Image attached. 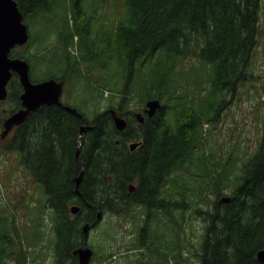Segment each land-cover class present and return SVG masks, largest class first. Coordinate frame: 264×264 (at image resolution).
<instances>
[{"label": "trees", "instance_id": "obj_1", "mask_svg": "<svg viewBox=\"0 0 264 264\" xmlns=\"http://www.w3.org/2000/svg\"><path fill=\"white\" fill-rule=\"evenodd\" d=\"M16 1L25 22L29 17L44 16L50 21L48 14L60 16L61 26L56 25L55 30L60 49L51 52L46 41L43 49H25L21 55L16 46L11 57L27 59L30 70L41 59L52 62L56 69L40 79L54 77L67 82L98 70L104 82L102 91L107 94L115 88L121 93L116 108L127 122L123 130L116 128L111 108L97 110L88 119L82 109L77 108L84 117L57 104H44L14 128L6 145L9 150H20L22 163L43 187L55 232L54 264H76L69 249L83 238L81 224L93 221L96 209L126 213L129 207L155 202L158 197L156 202H165L163 211L171 217L170 203L161 188L197 149L203 123L212 122L225 94L233 93L245 80L259 35L261 0H123L115 23L96 29L92 22L98 6L92 4L87 12L85 0ZM68 1L71 12L65 9ZM74 43L79 54L70 51ZM27 45H32L31 36ZM187 58L200 62V68L190 61V68L184 69L182 62ZM182 82L190 89L178 91ZM21 92L18 75L13 72L7 96L0 101V105H8L4 117L21 106ZM135 96L141 104L148 98H159L162 104L139 122L126 103ZM215 99H219L217 108ZM3 113L0 110V119ZM85 120L90 127L83 132L80 158L76 159L79 129ZM129 140L140 141L133 151L128 150ZM195 158L200 168L208 167L203 149ZM232 165L227 157L222 169L213 167L215 188L222 191L224 185L231 191L227 201H220L219 194L212 209L204 212L207 224L197 253L200 264H264L256 257L264 248V127L257 148L243 161L240 172L234 174ZM134 181L133 193L127 185ZM75 202L84 204L85 211L72 217L69 205ZM37 230L34 236L40 239ZM167 242L165 239L164 245ZM12 245L7 224L0 218V264L8 262ZM172 251L166 247L164 263L173 257ZM26 258L27 252L20 251L15 264H30Z\"/></svg>", "mask_w": 264, "mask_h": 264}, {"label": "rangeland", "instance_id": "obj_2", "mask_svg": "<svg viewBox=\"0 0 264 264\" xmlns=\"http://www.w3.org/2000/svg\"><path fill=\"white\" fill-rule=\"evenodd\" d=\"M122 3L123 0L105 2L85 0L83 6L87 12L92 4L98 6L97 13L94 15L97 21H94V17L92 22L96 29L114 24L118 13L123 10ZM65 9L71 12L69 1L66 2ZM56 11L59 15L61 14L60 9ZM48 16L50 21H47L44 16L29 17V20H26L32 45L17 46L18 54L21 55L25 49L29 48L32 51H39L43 49L41 46L46 41L51 47V52L55 49H58L56 52L59 51L60 41L57 39L55 30L56 25L58 28L61 26V19L55 13L48 14ZM259 16V35L246 69L245 80L237 85L233 93L225 94L224 104L218 108L217 114L212 117V122L203 123L201 136L196 144L197 149L170 174L166 185L161 188L160 193L165 194L167 202L170 203L168 207L171 209L173 222L167 221L169 224L162 227L155 219L157 213H164L162 211L164 205L156 202L158 197L155 202L152 201L154 203L149 208L146 206L152 202H147L145 205H133L126 213L98 209L95 212L97 215L99 211L100 216L95 215L94 217L97 222L87 227V245L92 250L89 264H150L145 262H151L153 258L156 261L155 252L159 250L164 254L166 247L173 249L171 254L173 257H168V261L164 263L167 257L164 254L162 262L158 264H200L197 253L200 252V243L207 224V218H205L207 214L204 212L212 209L219 194L221 197L229 195L231 191L229 186L224 185L221 186L222 191L216 189L211 182L212 172L222 169V164L226 163L229 157V162H233V173H239L243 161L257 148L264 127V0L260 2ZM49 31L53 32L49 34ZM70 51L73 54H79L76 43L70 47ZM190 61L195 63L196 68H200V62L187 58L182 62L185 64L184 69L190 68ZM34 66L35 68L30 70L33 80L40 79L48 73L52 74L56 69V66H52V62L45 59H41ZM86 72L85 70L84 73ZM86 74L89 76L72 78L64 82L62 101L82 109L81 111L89 117L88 119L92 118L97 110L105 108L117 110V103L121 100L119 90L114 88V90H108L106 94L101 88L104 82L99 71L91 70ZM188 87L182 82L178 91H181V88L189 90L190 87ZM85 89H87L86 93ZM89 91L90 96H88ZM91 92H93L92 98ZM126 101L131 113L142 112L146 102L141 104L138 96ZM218 104L219 99L218 101L215 99L214 107L217 108ZM110 105L113 106L110 107ZM7 106V104L0 105V110H4L2 119H0V134L3 130L1 122L8 110ZM117 113L122 114L119 110ZM132 116L134 118V115ZM12 134L13 130L4 137L0 136V218L7 224L14 245H12L11 255L7 258L8 262L5 264H15L18 253L24 250L27 252L26 262L30 264H54L55 232L50 209L45 205L46 196L42 185L37 183L29 169L22 163L20 150L7 149L6 145ZM131 141L126 142L127 146ZM202 149L209 159L206 160L209 169L208 167L200 168L195 158ZM211 162L215 163V166H212ZM233 173L230 176H233ZM133 183L136 184V182ZM181 196L184 198L182 199ZM75 204L79 205L78 202ZM83 206L85 205L82 204V207L75 213L69 209L70 215L75 217L77 214H84ZM88 206L91 207L90 204ZM198 210L200 212H197ZM147 214H153L152 219L156 223V225L148 226L150 228L148 232L140 230L142 227L146 229L144 219L146 220L147 217H144ZM174 224L178 226V230L173 231ZM83 225L84 222L81 224V229ZM36 229H38L40 239H35L34 230ZM83 232L85 233L84 229ZM146 237L154 240V242H148L150 245H147V248L141 244L145 243ZM164 237L169 239L166 245L162 242ZM159 238L161 239L158 242ZM81 240L74 242L73 246H78L76 243ZM72 256L75 257L73 254Z\"/></svg>", "mask_w": 264, "mask_h": 264}, {"label": "water", "instance_id": "obj_3", "mask_svg": "<svg viewBox=\"0 0 264 264\" xmlns=\"http://www.w3.org/2000/svg\"><path fill=\"white\" fill-rule=\"evenodd\" d=\"M24 15L19 9L16 0H0V101L4 100L7 95V83L11 77L12 72L18 74L23 91L20 95L22 107L14 111L3 121V130L1 137H4L14 125L21 124L26 117L35 111L43 104H57L63 106L67 111L77 114L82 117L81 113L76 108L63 104L60 96L62 92L63 82L54 78H46L40 81L33 82L29 75V63L27 60L19 57H10L9 52L15 45H21L28 41L29 31L27 25L23 21ZM145 112L151 116L160 106V100L152 98L145 103ZM115 126L118 130H123L126 126V120L121 115L117 114L115 110H111ZM136 117L141 122L143 116L141 112L136 113ZM86 122L79 129V140L76 148L75 157L78 158V149L83 131L88 127ZM139 142H131L129 148L131 150L138 146ZM81 175L75 177L76 184L79 183ZM130 189H134L132 184ZM228 196H223L222 201H227ZM79 209L78 205H71L70 210L75 213ZM97 217L100 216L98 211ZM87 227L84 225L85 231L83 245L73 251L78 253L80 264H89L92 255V250L86 245ZM257 258L264 261V250L257 253Z\"/></svg>", "mask_w": 264, "mask_h": 264}, {"label": "flooded vegetation", "instance_id": "obj_4", "mask_svg": "<svg viewBox=\"0 0 264 264\" xmlns=\"http://www.w3.org/2000/svg\"><path fill=\"white\" fill-rule=\"evenodd\" d=\"M133 119H136L135 117L133 118ZM135 188L136 187H134V189H132V190H135ZM79 205H80V208L82 207V204H80L79 203ZM96 212H97V210H95ZM96 212H94L93 213V221H85L84 222V224L85 223H92V222H94L95 221V215H96ZM152 215L153 214H147L144 218H146V220L144 219V221H145V227H146V229H143V227L140 229V230H146L147 232H148V230L150 229L148 226H153V224H155V222H154V220L152 219ZM156 219L159 221V225H162V227H165V226H167V224H169V223H167V221H170V219L169 218H164V213H157V216H156ZM173 221V220H172ZM147 224V225H146ZM82 228V227H81ZM163 229V228H162ZM82 231H83V229H82ZM84 233V232H83ZM79 243V242H78ZM78 243H76L77 245H78ZM82 245V242H81V244L80 245H78V246H73L71 249H70V253L71 254H73V250H75L76 248H78V247H80ZM74 256H75V261H76V264H79V260H78V254L76 253V254H73Z\"/></svg>", "mask_w": 264, "mask_h": 264}, {"label": "bare ground", "instance_id": "obj_5", "mask_svg": "<svg viewBox=\"0 0 264 264\" xmlns=\"http://www.w3.org/2000/svg\"><path fill=\"white\" fill-rule=\"evenodd\" d=\"M60 107V106H59ZM47 110V109H46ZM41 111V110H40ZM37 113V112H36ZM194 114V113H193ZM38 115V114H37ZM42 116V115H41ZM187 116V115H186ZM186 118V117H185ZM179 119V118H178ZM183 119H184V117H183ZM167 123H165V125H166ZM164 125V124H163ZM90 127V125H88V127H87V129ZM182 127V126H181ZM191 130V129H190ZM84 132V131H83ZM192 133V132H191ZM197 134V133H196ZM82 135H83V133H82ZM82 137V136H81ZM172 138V137H171ZM80 142H81V140H80ZM80 146H81V143L79 144V148H80ZM78 151H79V149H78ZM79 153V152H78ZM182 157V156H181ZM80 157L78 156V158H76V159H79ZM131 162V161H130ZM206 165V164H205ZM134 168V167H133ZM200 180V179H199ZM205 181V180H204ZM135 182V181H134ZM140 182V181H139ZM129 185V184H128ZM128 185H127V189L129 190V191H132L133 193H134V190H132V189H130L129 187H128ZM243 186V185H242ZM254 189H256V188H254ZM193 190V189H192ZM213 190V189H212ZM76 192H77V194H78V192H79V190H78V184H76ZM222 194V193H221ZM245 194V193H244ZM151 195V194H150ZM153 197V196H152ZM183 198V197H182ZM240 198V197H239ZM82 199V198H81ZM161 199V198H160ZM200 199V198H199ZM210 199V198H209ZM83 200V199H82ZM182 200V199H181ZM247 200V199H246ZM252 200V199H251ZM184 201V200H183ZM201 201V200H200ZM220 201H222V200H220ZM164 202V201H163ZM159 203V202H158ZM178 203V202H177ZM247 203V202H246ZM162 204H164L165 205V203H162ZM182 204V203H181ZM148 205H150V204H148ZM101 206V205H100ZM179 206V205H178ZM180 206H182V207H184L183 205H180ZM94 208H95V206H93ZM129 207V206H128ZM181 207V208H182ZM250 207V206H249ZM149 208V207H148ZM164 208V207H163ZM168 208V207H167ZM195 208V207H194ZM91 209V208H90ZM128 209V208H127ZM96 210H98V209H96ZM182 210V209H181ZM180 210V211H181ZM192 210V209H191ZM194 210V209H193ZM195 210H196V208H195ZM166 211V210H165ZM68 212V211H67ZM198 212V211H197ZM197 212H196V214H197ZM81 213V212H80ZM87 213V212H86ZM171 213V212H170ZM182 213V212H181ZM190 215V214H189ZM89 216V215H88ZM90 217V216H89ZM87 218V217H86ZM207 218V217H206ZM246 218V217H245ZM92 219V218H91ZM156 219V218H155ZM263 219V218H262ZM73 221V220H72ZM170 222H173L172 220L170 221ZM258 222V221H257ZM72 223V222H71ZM175 223V222H174ZM207 223V222H206ZM173 224V223H172ZM147 225V224H146ZM154 225V224H153ZM155 225H156V223H155ZM250 225H251V223H250ZM205 227V226H204ZM203 227V228H204ZM216 227V226H215ZM246 227V226H245ZM251 228H252V226H251ZM152 229V228H151ZM65 231V230H64ZM154 231V230H153ZM67 232V231H66ZM140 232V231H139ZM150 232V231H149ZM154 234V233H153ZM155 234H157L156 232H155ZM203 234V233H202ZM68 235V234H67ZM145 235V234H144ZM69 236V235H68ZM147 236H148V234H147ZM66 239V238H65ZM160 239L161 238H159L158 239V242L160 241ZM68 241H69V239H68ZM223 242V241H222ZM64 243V242H63ZM62 243V244H63ZM77 245V244H76ZM148 245V244H147ZM149 245H150V243H149ZM148 245V246H149ZM64 246H66V244L64 245ZM75 246V245H74ZM263 246V245H262ZM72 247V246H71ZM151 247V246H150ZM64 248H66V247H64ZM152 248V247H151ZM73 249V248H72ZM150 249V248H149ZM261 250H264V248L263 249H261ZM261 250H259V251H261ZM61 251V250H60ZM63 251V250H62ZM65 251V250H64ZM69 251H70V249H69ZM258 251V252H259ZM142 252V251H141ZM149 252V251H148ZM141 254H143V253H141ZM149 254V253H148ZM147 254V255H148ZM234 254V253H233ZM69 257H70V255H69ZM149 257V256H148ZM257 257V256H256ZM146 259V258H145ZM147 260V259H146ZM62 261H64V259L62 260ZM150 262V261H149Z\"/></svg>", "mask_w": 264, "mask_h": 264}]
</instances>
